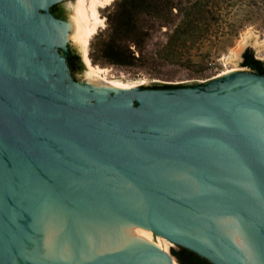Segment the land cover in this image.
I'll return each mask as SVG.
<instances>
[{"label":"water","instance_id":"95a60500","mask_svg":"<svg viewBox=\"0 0 264 264\" xmlns=\"http://www.w3.org/2000/svg\"><path fill=\"white\" fill-rule=\"evenodd\" d=\"M76 9L0 0V264H264V73L80 82Z\"/></svg>","mask_w":264,"mask_h":264},{"label":"rangeland","instance_id":"374dc122","mask_svg":"<svg viewBox=\"0 0 264 264\" xmlns=\"http://www.w3.org/2000/svg\"><path fill=\"white\" fill-rule=\"evenodd\" d=\"M114 1L100 8V13L105 18V26L100 27L90 38L89 57L92 50L91 41L110 26L109 16L115 9ZM143 2L152 4L149 0ZM183 7L187 8V5ZM197 10L204 18L200 19L196 41L183 48L177 58L165 60L156 57L143 66L92 63L105 68L102 73L109 79L152 87L151 85L163 83L192 85L229 69L251 70L242 63L243 53L248 49L255 57L264 61V0H202ZM204 21L209 23L208 27H205ZM162 31H165V28ZM162 31H157L149 41L150 50H154L155 42L166 38ZM74 50L84 63L83 54ZM85 75L83 64L80 68V82ZM154 238L157 240V236ZM171 248H179V245L174 243L168 251H171ZM174 260L175 264H180L175 256Z\"/></svg>","mask_w":264,"mask_h":264},{"label":"trees","instance_id":"16d2710c","mask_svg":"<svg viewBox=\"0 0 264 264\" xmlns=\"http://www.w3.org/2000/svg\"><path fill=\"white\" fill-rule=\"evenodd\" d=\"M149 1H152V4H145L143 0L114 1L115 9L109 16L110 26L91 41L90 57L94 63L143 66L156 57L175 59L183 48L195 43L200 19L204 18L197 10L202 0ZM184 5H187V8H184ZM204 22L205 27H208L209 23ZM164 28L165 31H162ZM157 31H162L166 38L155 42L154 50H150L149 41ZM243 56V65H249L264 73V61L255 57L251 50H246ZM68 64L70 70L75 71L82 67L83 62L69 57ZM181 85L163 83L151 86ZM171 252L180 264H213L183 246L171 248Z\"/></svg>","mask_w":264,"mask_h":264},{"label":"bare ground","instance_id":"6f19581e","mask_svg":"<svg viewBox=\"0 0 264 264\" xmlns=\"http://www.w3.org/2000/svg\"><path fill=\"white\" fill-rule=\"evenodd\" d=\"M113 0H99L95 6V16L92 11V0H83V7L80 12H77L79 33L86 45L87 50L83 53V58L85 62H89L93 68V83H104L114 88H130L136 86L137 83L134 82H124L118 79H109L102 72L105 68L98 65H94L88 55V46L90 38L98 31L100 27L105 26V18L100 13V8L105 7L106 5L112 3ZM234 70V69H233ZM232 71V69L223 71L220 74ZM139 85V84H138ZM156 240V239H155ZM159 247L168 251L169 247L174 244V242L165 237L157 236L156 240Z\"/></svg>","mask_w":264,"mask_h":264},{"label":"flooded vegetation","instance_id":"af4514ba","mask_svg":"<svg viewBox=\"0 0 264 264\" xmlns=\"http://www.w3.org/2000/svg\"><path fill=\"white\" fill-rule=\"evenodd\" d=\"M64 10H65V3L63 1H58V2H55L54 4L51 5L50 7V12L55 15L56 17H60L62 18L64 16ZM244 54V53H243ZM79 54L69 46V49H68V53H67V61L70 57V59L72 60H81V57L80 55L78 56ZM243 59H244V56H243ZM82 61V60H81ZM245 66H249V65H245ZM251 68V70L253 71H257L256 69L252 68L251 66H249ZM259 72V71H258Z\"/></svg>","mask_w":264,"mask_h":264},{"label":"clouds","instance_id":"9594fccd","mask_svg":"<svg viewBox=\"0 0 264 264\" xmlns=\"http://www.w3.org/2000/svg\"><path fill=\"white\" fill-rule=\"evenodd\" d=\"M99 2V0H92V11H93V15L95 16V6L96 4ZM105 2H107V0H105ZM69 7H71V5H69ZM83 7V0H77V12L79 13L81 8ZM74 19V18H73Z\"/></svg>","mask_w":264,"mask_h":264}]
</instances>
